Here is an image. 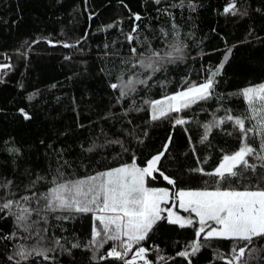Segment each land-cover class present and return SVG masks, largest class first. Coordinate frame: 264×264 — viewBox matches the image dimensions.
Wrapping results in <instances>:
<instances>
[{"label":"trees","instance_id":"1","mask_svg":"<svg viewBox=\"0 0 264 264\" xmlns=\"http://www.w3.org/2000/svg\"><path fill=\"white\" fill-rule=\"evenodd\" d=\"M230 2L183 0L180 6L181 0H161L159 5L154 0H0V63L12 65L0 73V184L11 181L9 188H0V197L19 200L34 192H47L58 168L64 172V179H72L131 163L133 158L139 164L159 151L170 134V154L162 160L165 174L179 177V188L214 187L215 178L188 170L200 166L212 171L224 154L239 148L240 133L230 122L225 123L214 128L202 144V125L223 117L225 109H231L234 116L246 115V102L238 93L264 82V0H236V15L224 13ZM244 12L247 14L241 15ZM136 13L141 15L140 21L134 19ZM109 24L115 27L106 29ZM137 25L140 41L147 39L154 49L166 48V42L175 41L179 33V41L186 45L184 59L168 64L148 81V87L138 86L135 94L118 101L119 90L110 84L118 82L121 72L127 79L132 72L142 71H129L131 65L122 63L132 56L131 47L143 50L135 41L129 44L126 40ZM161 29L168 35L164 36ZM77 41L76 47H63L65 42ZM229 48L232 54L216 78V96L180 114L190 123L173 128L167 119L151 121L145 100L161 99L191 83L203 82L205 70L218 66ZM25 52L26 56L20 54ZM133 100L142 110H132ZM20 109L32 118L25 120ZM254 123L248 121L246 126ZM115 140L122 141L123 147L109 143ZM249 142L254 147L259 144L254 137ZM92 145L97 146L93 152L84 150ZM13 148L19 151H11ZM247 183L243 178L239 181L240 185ZM148 186L172 187L160 176L149 180ZM30 203L37 207L34 200ZM43 214L47 223L41 220L34 226L47 228V233H42L43 246L53 247L52 241L60 239L69 251L57 248L49 253L54 259L33 257L21 264H123L112 258L99 259L115 246L111 241L99 255L84 247L91 238V213ZM68 215L74 218L55 219ZM37 219L33 214L32 220ZM13 232L15 238H4ZM195 232L196 227L164 223L142 245L149 248L148 259L153 264H188V259L178 253L196 239ZM25 236L30 238L23 239ZM35 239L34 232L18 228L8 210L0 212V264H15L20 245L31 246ZM77 242L81 247L72 248ZM201 242L204 247L190 257L191 264H225L218 253L227 258L232 241L201 238ZM9 256L14 259L9 260ZM131 256L129 253L128 258ZM160 256L165 259L160 260ZM253 264H264V260Z\"/></svg>","mask_w":264,"mask_h":264},{"label":"snow or ice","instance_id":"2","mask_svg":"<svg viewBox=\"0 0 264 264\" xmlns=\"http://www.w3.org/2000/svg\"><path fill=\"white\" fill-rule=\"evenodd\" d=\"M154 3L159 5L161 0H154ZM180 6H183V0ZM189 7L195 10L194 5L190 4ZM238 12L236 0H231L224 8L225 14L236 15ZM246 14L247 12L241 13V15ZM133 16L136 21L142 19L138 13ZM113 27L115 25L109 24L106 29ZM138 28V25L133 27L127 34L126 40L129 44L135 41L143 50L138 51L137 47H131L132 56L122 60V63L131 65L129 71L132 69L142 71L132 72L127 79H125L126 73L121 72L117 77L118 82L110 84L113 90H119L118 101L135 94L138 86L148 87V81L156 73L166 70L168 64L184 59L186 45L179 41V33L175 41L166 42V48L154 49L147 39L140 41ZM160 31L164 36L168 35L163 29ZM38 42L39 40L34 41V43ZM48 42L52 43L50 40ZM78 44L79 41L75 44L65 42L63 47L72 48ZM145 44L146 48L143 47ZM20 54L27 55L26 52ZM231 54L232 49H227L218 66L214 69H206L207 76L203 82L191 83L182 90L164 95L161 99L145 100L144 104L150 108L151 121L167 119L172 122L173 128L190 123L189 119L180 114L216 96L215 89L218 83L216 78L222 75ZM5 58L10 60V57ZM11 68V63H0V71ZM238 95L246 102L247 114L234 116L231 114V109H225L223 117L214 118L202 125L204 133L199 142L202 144L207 142L214 128L230 122L240 133L239 148L224 154L212 171H206L200 166L188 170L200 176L215 178L214 187L179 188V177L165 174L162 160L166 154H170L169 148L172 144L170 134L159 151L139 164L133 158L131 163L72 179H64V172L58 168V176L52 178L50 182L52 186L47 192L39 194L34 192L31 196L26 195L19 200L8 199L7 196L0 197L3 201L0 203V212L8 210V214L15 217L18 228L23 229L25 233L34 232L37 237L31 246L20 245L15 253V256L19 257L15 264H21V261H28L33 257H42L44 260L54 259L55 257H50L49 253L55 252L57 248L61 251H69L60 243V239L52 241L53 247H44L45 235L42 233L46 234L47 228L34 227L41 220L47 223L48 217L42 213L55 212L93 215L91 238L84 247L99 255V250L109 241L115 245L105 254L99 255L100 260L112 258L122 261L123 264H138V262L153 264L148 259L149 248L144 247L142 242L148 240L149 234L164 223L177 225L180 228L196 227V239L178 253L179 256L188 259V264H191L190 257L204 247L201 238L204 241L225 239L233 242L227 258L218 253L219 258L225 260V264H253L254 261L264 260V243H261L264 240V187L261 186L264 184V82L247 86ZM132 110H142L136 107L134 100ZM19 111L25 120L32 118L24 109ZM248 121L255 123L247 127ZM184 131L187 132V128ZM253 137L259 140V144L255 147L249 142ZM189 142L191 145V137ZM109 143H120L123 147L122 141L119 140ZM96 147L92 145L84 150L93 152ZM191 147L195 154V145ZM11 151L18 152L19 149L13 148ZM197 160L199 161V157ZM204 162L206 163L207 160ZM248 172L252 174L251 177L245 176ZM157 176L162 177L172 187H149V180H155ZM242 178L248 181L246 185L239 184ZM35 183L34 181L31 187H34ZM10 185L11 181H8L0 184V188L7 189ZM33 200L37 204L36 208L31 206L30 202ZM41 201L44 202L42 206ZM177 208L189 215H181L176 211ZM33 214L39 219L32 220ZM69 218L74 217L71 215L55 217L56 220ZM16 235L13 232L4 238L12 239ZM29 238V236L23 237V239ZM71 247L79 248L81 244L72 243ZM189 248L191 251L188 250ZM129 253H132L130 259ZM95 258L96 255L93 256V259ZM8 259L13 260L14 257L9 256ZM159 259L164 260L165 257L160 256Z\"/></svg>","mask_w":264,"mask_h":264},{"label":"rangeland","instance_id":"3","mask_svg":"<svg viewBox=\"0 0 264 264\" xmlns=\"http://www.w3.org/2000/svg\"><path fill=\"white\" fill-rule=\"evenodd\" d=\"M8 69H4V70H2V71H0V73H2V72H5V71H7ZM178 210H181L182 212H183V210L182 209H179V208H177ZM177 211V210H176ZM189 214V213H188Z\"/></svg>","mask_w":264,"mask_h":264}]
</instances>
